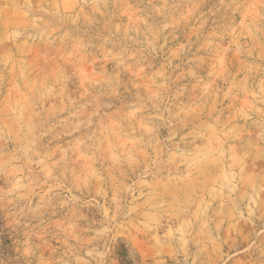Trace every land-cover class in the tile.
Segmentation results:
<instances>
[{"label": "rangeland", "instance_id": "1", "mask_svg": "<svg viewBox=\"0 0 264 264\" xmlns=\"http://www.w3.org/2000/svg\"><path fill=\"white\" fill-rule=\"evenodd\" d=\"M264 264V0H0V264Z\"/></svg>", "mask_w": 264, "mask_h": 264}, {"label": "trees", "instance_id": "2", "mask_svg": "<svg viewBox=\"0 0 264 264\" xmlns=\"http://www.w3.org/2000/svg\"><path fill=\"white\" fill-rule=\"evenodd\" d=\"M121 249L119 250L118 254L121 258L122 264H133V262L129 259L127 250L125 249L124 245H121Z\"/></svg>", "mask_w": 264, "mask_h": 264}]
</instances>
